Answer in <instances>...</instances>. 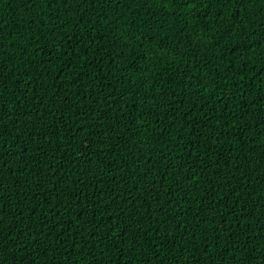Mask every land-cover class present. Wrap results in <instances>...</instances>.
I'll return each mask as SVG.
<instances>
[{"label":"trees","instance_id":"1","mask_svg":"<svg viewBox=\"0 0 264 264\" xmlns=\"http://www.w3.org/2000/svg\"><path fill=\"white\" fill-rule=\"evenodd\" d=\"M0 264H264V0H0Z\"/></svg>","mask_w":264,"mask_h":264}]
</instances>
